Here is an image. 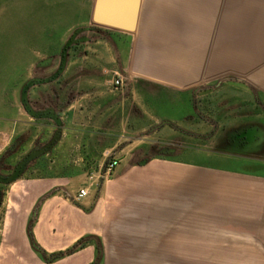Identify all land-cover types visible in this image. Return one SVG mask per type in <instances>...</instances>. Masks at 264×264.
Returning <instances> with one entry per match:
<instances>
[{
  "label": "crops",
  "instance_id": "obj_1",
  "mask_svg": "<svg viewBox=\"0 0 264 264\" xmlns=\"http://www.w3.org/2000/svg\"><path fill=\"white\" fill-rule=\"evenodd\" d=\"M94 4L0 0V157L53 122L20 101L41 79L27 100L58 114L60 136L76 131V165L118 161L96 185L78 173L0 183V264L262 260L264 0H140L133 31L94 23Z\"/></svg>",
  "mask_w": 264,
  "mask_h": 264
},
{
  "label": "water",
  "instance_id": "obj_2",
  "mask_svg": "<svg viewBox=\"0 0 264 264\" xmlns=\"http://www.w3.org/2000/svg\"><path fill=\"white\" fill-rule=\"evenodd\" d=\"M140 0H95L92 21L105 27L133 31L136 25ZM74 34L67 40L60 53V63L50 79H54L62 71L66 61L67 49L72 43ZM49 78L46 79L49 80ZM41 79H30L21 88L20 101L25 111L34 118H48L55 124V130L51 138L41 147L30 149L7 174L0 173V183L9 184L18 179L27 164L38 156L48 152L60 137L61 121L58 114L52 109L42 111L34 110L27 100V89L29 86L42 82ZM1 198V196H0Z\"/></svg>",
  "mask_w": 264,
  "mask_h": 264
},
{
  "label": "rangeland",
  "instance_id": "obj_3",
  "mask_svg": "<svg viewBox=\"0 0 264 264\" xmlns=\"http://www.w3.org/2000/svg\"><path fill=\"white\" fill-rule=\"evenodd\" d=\"M59 63V53L56 55L52 72L55 71L57 65ZM74 74V71L72 72ZM55 125L53 122H41V124L36 125V134L37 137L34 141H28L25 139V135L17 140L19 145V152L12 157V162L10 167H7L2 170V174L9 173V169L14 166L30 149L34 147L43 146L53 135L55 130ZM197 136V135H196ZM149 141H152L150 137ZM77 133L72 129H64V135L60 136V138L54 143L51 149L38 156L32 161L35 163L32 165L30 161L23 174L29 176H48V175H62V174H73L84 176L87 181V175L89 172H97L99 169H103L107 160H109V155L106 156V160L102 162L100 167L98 166H78L77 158L80 157L79 150L77 148ZM16 143V142H15ZM14 143V145H15ZM152 146L151 154L153 153H162L165 149V146L158 145V143L150 144ZM109 158V159H108ZM31 165V166H30ZM76 173V174H75ZM76 195V193H75ZM2 217V207L0 204V222ZM263 259L260 261L249 262V264H264V256H261ZM246 264V263H245Z\"/></svg>",
  "mask_w": 264,
  "mask_h": 264
},
{
  "label": "built area",
  "instance_id": "obj_4",
  "mask_svg": "<svg viewBox=\"0 0 264 264\" xmlns=\"http://www.w3.org/2000/svg\"><path fill=\"white\" fill-rule=\"evenodd\" d=\"M113 84L114 85L121 84L120 78H115L113 80ZM117 162H118L117 159L111 158V159L107 160V162L105 163L103 169H101V170H99L97 172H89L88 175H87L88 184L89 185H96L100 179H107V177L110 174V172L117 165ZM87 187L88 186L79 188V190L77 191V193L75 195V199L76 200H78V199H80V198H82V197L87 195V193H88Z\"/></svg>",
  "mask_w": 264,
  "mask_h": 264
},
{
  "label": "trees",
  "instance_id": "obj_5",
  "mask_svg": "<svg viewBox=\"0 0 264 264\" xmlns=\"http://www.w3.org/2000/svg\"><path fill=\"white\" fill-rule=\"evenodd\" d=\"M70 99H71V97L68 99V103L70 102ZM18 145V143L16 142L15 143V145L13 146V148H11V147H8L6 150H5V155L7 156V155H9L13 150H15L16 149V146ZM19 146V145H18ZM5 155H1V163L3 164V162H4V158L6 157ZM32 163H35V161H32L31 162V164ZM13 167V166H12ZM12 167L9 169V172L11 171V169H12ZM1 192V191H0ZM82 245V240H79V241H77L74 245H72L69 249H67L66 251H60V252H58V253H56V254H54V257L55 258H58V257H60V256H62L63 254H65V253H70V252H73V251H75L78 247H80Z\"/></svg>",
  "mask_w": 264,
  "mask_h": 264
},
{
  "label": "flooded vegetation",
  "instance_id": "obj_6",
  "mask_svg": "<svg viewBox=\"0 0 264 264\" xmlns=\"http://www.w3.org/2000/svg\"><path fill=\"white\" fill-rule=\"evenodd\" d=\"M0 196H2V192H0Z\"/></svg>",
  "mask_w": 264,
  "mask_h": 264
}]
</instances>
